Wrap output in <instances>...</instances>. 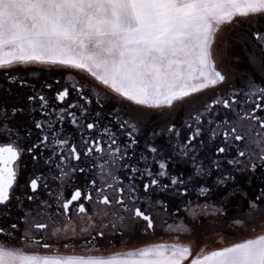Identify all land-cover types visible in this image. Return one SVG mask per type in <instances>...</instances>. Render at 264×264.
I'll list each match as a JSON object with an SVG mask.
<instances>
[{
    "label": "snow or ice",
    "instance_id": "6c2138e0",
    "mask_svg": "<svg viewBox=\"0 0 264 264\" xmlns=\"http://www.w3.org/2000/svg\"><path fill=\"white\" fill-rule=\"evenodd\" d=\"M0 264H264V0H0Z\"/></svg>",
    "mask_w": 264,
    "mask_h": 264
},
{
    "label": "flooded vegetation",
    "instance_id": "af4514ba",
    "mask_svg": "<svg viewBox=\"0 0 264 264\" xmlns=\"http://www.w3.org/2000/svg\"><path fill=\"white\" fill-rule=\"evenodd\" d=\"M170 223H171V221H170Z\"/></svg>",
    "mask_w": 264,
    "mask_h": 264
}]
</instances>
